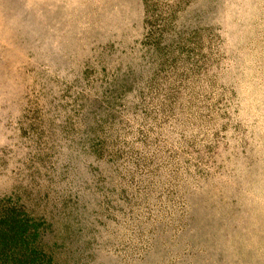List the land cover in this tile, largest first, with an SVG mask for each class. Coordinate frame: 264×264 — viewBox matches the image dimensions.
<instances>
[{
    "label": "rangeland",
    "instance_id": "1",
    "mask_svg": "<svg viewBox=\"0 0 264 264\" xmlns=\"http://www.w3.org/2000/svg\"><path fill=\"white\" fill-rule=\"evenodd\" d=\"M0 264H264V0H0Z\"/></svg>",
    "mask_w": 264,
    "mask_h": 264
}]
</instances>
